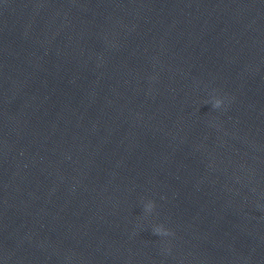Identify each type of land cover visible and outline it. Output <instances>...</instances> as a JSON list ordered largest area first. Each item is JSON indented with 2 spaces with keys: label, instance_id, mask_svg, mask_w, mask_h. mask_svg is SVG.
Wrapping results in <instances>:
<instances>
[{
  "label": "water",
  "instance_id": "obj_1",
  "mask_svg": "<svg viewBox=\"0 0 264 264\" xmlns=\"http://www.w3.org/2000/svg\"><path fill=\"white\" fill-rule=\"evenodd\" d=\"M0 264H264V0H0Z\"/></svg>",
  "mask_w": 264,
  "mask_h": 264
},
{
  "label": "clouds",
  "instance_id": "obj_2",
  "mask_svg": "<svg viewBox=\"0 0 264 264\" xmlns=\"http://www.w3.org/2000/svg\"><path fill=\"white\" fill-rule=\"evenodd\" d=\"M224 104H225V100L223 98L213 97L212 107L214 109H220L224 106ZM153 208H154V203L152 201H148L144 204V210L148 213H151ZM153 231L158 236H169L170 235V233L167 230L163 229L161 226H155L153 228Z\"/></svg>",
  "mask_w": 264,
  "mask_h": 264
}]
</instances>
